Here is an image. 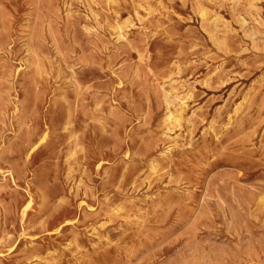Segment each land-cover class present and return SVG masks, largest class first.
Returning a JSON list of instances; mask_svg holds the SVG:
<instances>
[{
    "label": "rangeland",
    "instance_id": "1",
    "mask_svg": "<svg viewBox=\"0 0 264 264\" xmlns=\"http://www.w3.org/2000/svg\"><path fill=\"white\" fill-rule=\"evenodd\" d=\"M0 264H264V0H0Z\"/></svg>",
    "mask_w": 264,
    "mask_h": 264
},
{
    "label": "bare ground",
    "instance_id": "2",
    "mask_svg": "<svg viewBox=\"0 0 264 264\" xmlns=\"http://www.w3.org/2000/svg\"><path fill=\"white\" fill-rule=\"evenodd\" d=\"M185 107V106H184ZM172 116V115H171Z\"/></svg>",
    "mask_w": 264,
    "mask_h": 264
}]
</instances>
